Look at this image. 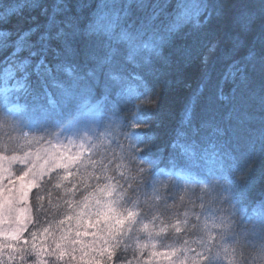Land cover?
<instances>
[{
	"label": "snow or ice",
	"instance_id": "6c2138e0",
	"mask_svg": "<svg viewBox=\"0 0 264 264\" xmlns=\"http://www.w3.org/2000/svg\"><path fill=\"white\" fill-rule=\"evenodd\" d=\"M168 6L152 0H119V3L117 0H101L93 17L84 20L72 14L74 5L71 0H52L49 6H42L39 0H22V3L0 13V23H6L22 8H40V15L44 17L42 24L36 23L33 17V26L15 33L0 31V53L7 52L5 59L9 65L0 76V91L5 93L6 99L13 90H22L36 99L46 96L50 107L41 105V116L32 121V125L37 131L49 135H64L68 145L75 144L73 137L79 139L78 151L71 154L66 147L62 150L59 143L50 141L49 147L38 149L34 154L26 153L23 157H6L0 152V162L7 159L9 165L15 161L26 165L13 176L10 167L0 163V260L7 252L9 264H15L17 260L20 264H50L52 259L62 264L65 258L67 264H117L121 248L125 253L129 250L132 253V259L126 264H161V261L166 264H244L245 255L255 252L264 258V215L258 219L250 218L242 232L232 231L233 217L237 212L244 216L243 205L256 161L264 156V0H177L175 15L165 21L161 16ZM75 7L78 12L79 6ZM133 10L146 14L132 19ZM102 20L106 23H101ZM122 22L127 26L121 27ZM188 25L195 29L191 35L203 38L207 52L201 57L202 80L185 109V122H191L193 107L211 79V54L218 51L222 41L227 55L247 48L243 61L236 60L233 55L230 65L233 70L227 75L236 83L231 97L234 104L239 101L241 92L249 99L259 98V149L255 139L241 137L236 131L231 140H226L228 129L223 122L213 118L208 124L213 137L209 144L211 156H198L194 147L186 149L185 154L192 162L204 161L206 172L202 181L209 186L223 187L229 194L225 199L230 210L211 224L205 220L202 226L193 225L204 233L193 242L198 248H191L185 239L179 247L168 245L165 250H160L157 238L166 235L169 229L177 234L184 231L189 212L183 213V221L176 219L167 223L162 218L164 212L159 207L160 202L163 201L165 210L174 208L175 204L169 205L166 196L160 194L168 185L161 183L158 186L152 178L156 161L146 158V154L139 155L153 139L148 126L154 121L151 109L161 88L159 84L149 87L144 73L152 71V60L145 57L141 63L137 53L143 50L168 62L162 46L165 43L174 45L182 35L189 36L184 32ZM213 25L222 31L212 32ZM122 45L127 47L124 63L141 71L125 72L121 62ZM192 58V47L177 50L178 63H190ZM81 65L86 71L81 70ZM10 80H15L12 89L8 87ZM101 81L105 99L114 98L117 108L121 104L130 105L132 115L109 121L106 131L95 139L81 137L80 131L100 112L99 103L87 104L82 99L100 88ZM131 82H135V88ZM50 87L59 89V107L52 99ZM217 98L229 100L222 91L217 93ZM73 106L75 114L67 120L61 119L65 109ZM113 115L116 116L115 111ZM250 119L245 114L243 119H237L236 127H243ZM4 123L5 118L0 116V129ZM9 126L16 130L14 123ZM22 138L28 143L45 139L44 136L29 139L27 133ZM8 139L11 141L15 137L9 134ZM112 142L119 148L121 159L126 158L134 165V174H131L132 168L118 163L115 171L124 180L121 183L115 176L106 175L107 165L102 164L104 174L94 178L106 182L92 186L81 178L87 194L80 192V198H77L79 186L75 182L64 185V181L73 175L70 167L81 160L85 151L92 152ZM8 146L0 141V148L6 150ZM204 151L207 153L208 148ZM32 156L35 159L29 161ZM58 169L64 170L62 175ZM49 185L63 192L59 201L54 202ZM145 186L151 187L152 195L145 196L141 207L140 192ZM33 188L37 189L33 194L36 221H39V213L47 215L62 205L67 209L63 218L54 217L55 223L49 221L47 226L29 230L27 205ZM180 200L183 201L184 197L181 196ZM203 206L201 203L200 207ZM195 219L200 221V216L196 215ZM5 222L14 226L5 228ZM88 225L94 231L91 239L85 240L84 237L89 235ZM134 231L144 233L146 238L142 240L138 234L133 235ZM190 252L195 255L189 256Z\"/></svg>",
	"mask_w": 264,
	"mask_h": 264
},
{
	"label": "trees",
	"instance_id": "16d2710c",
	"mask_svg": "<svg viewBox=\"0 0 264 264\" xmlns=\"http://www.w3.org/2000/svg\"><path fill=\"white\" fill-rule=\"evenodd\" d=\"M74 5L72 14L79 15L84 20L92 18L97 12L96 5L101 0H71ZM154 3H167L169 6L165 9V13H162L161 18L167 21L175 15V4L177 0H152ZM22 3V0H0V13L8 7L15 6ZM42 6H49L52 0H39ZM119 3V0H117ZM79 6V11H76V7ZM148 11H151L150 9ZM40 8H22L19 13L12 18L8 19L6 23H0V31L17 32L23 29H27L33 26L32 18L35 17L36 23H43L44 17L40 15ZM146 13L143 11L133 10L132 19H139ZM101 23H106L102 20ZM127 25L123 22L121 27ZM212 32L220 33L222 31L216 25H213L210 29ZM119 31V29H117ZM195 31L192 25H188L184 32L189 36H181L174 45L165 43L163 48V54L167 58L168 62L156 57L153 53H149L141 50L137 53V59L142 63L145 57H150L152 60V71L150 73H144L149 87L154 88L157 84L160 85L161 91L156 103L151 109L154 121L148 126L149 134L153 137L149 147L139 155L146 154L147 158L156 161L157 167L151 171L152 178L157 181V185L163 183L167 184V189H161L160 194L166 196L167 203L169 205L175 204L174 208H163V201L160 202L159 207L164 212L163 219L167 223L175 222L176 219L183 221L185 219L183 213L189 212L188 224L184 226V231L177 234L169 229L168 233L164 236L158 237V246L160 250H165L168 245H174L179 247L183 244V241L187 239L191 248H198V244L193 243L204 235L203 231L199 228L193 227V225H203L205 220L211 224L221 215H227L230 210V206L226 201V197L229 195L223 190V187L209 186L202 181V176L206 172V165L202 159H197L192 162L185 154L186 149L195 148L198 156L205 158L211 156V149L209 144L212 137L211 127L208 126L215 121L223 122L228 129L229 138L232 137L233 132L244 129L250 139H255L257 142V149H259V128L261 118V106L259 98L249 99L244 93H239V101L233 103L231 97L233 95V88L236 87V83L231 76H228L233 69L230 67L232 64L233 55L236 60L243 61V57L247 55V48H242L239 53L227 55L224 49L223 41L221 47L215 54L210 56V68L211 79L204 91L201 94L200 100L193 107L192 118L190 123L185 122V109L191 103L192 95L195 92L197 86L202 80L201 71V57L207 52V45L203 42L202 37L191 35ZM161 34H163V27L161 26ZM184 46H190L193 48V58L190 63L182 64L176 61L177 50ZM251 46V45H249ZM122 55L121 62L124 64L126 73H134L141 71L140 68H136L132 64L124 63L123 56L127 54V47L121 46ZM10 51V49H9ZM7 52L0 53V76L3 75L4 69L9 65L6 63L5 57ZM81 70L86 71L81 65ZM227 76V78H226ZM2 83V81H0ZM15 80H10L8 87L13 88ZM103 81H101V86ZM133 88L136 87L135 82H131ZM52 99L56 101L57 106H60L59 89L50 87L49 89ZM229 100H219L217 93L221 92ZM114 98L105 99V93L103 87L95 89L90 96L85 95L82 99L83 103L95 104L103 101L102 117L105 123L108 125L109 121L116 120L118 117L123 120L132 115L130 105L121 104L117 108L113 103ZM50 107L48 105V98L42 97L40 99L34 98L33 95L25 93L24 91H10L5 98V93L0 91V116L5 118L3 129H0V141L7 143L8 148H0V152L6 157L12 155L24 156L26 153H32L37 151L45 144L51 142L55 135H49L47 133L37 131L32 125V121L35 120L37 115H41L40 106ZM18 109L17 111H13ZM239 109V111H237ZM67 110V109H65ZM116 112V116L113 112ZM11 113V115H9ZM251 117L250 120H246L245 124L241 128L236 127L237 119H243L244 115ZM14 123L16 130L13 131L9 126ZM24 133H27L29 139L32 137L44 136L45 139L39 142L32 141L28 143L23 139ZM15 137L13 140L8 139V135ZM208 148L206 153L204 150ZM110 158V162H109ZM102 161V163H101ZM126 165L128 168H132L131 174H134V165L129 164V161L124 158L121 159V153L115 142L111 144L105 143L102 148L87 151L81 161L72 167L70 171L73 173L69 177L68 181H64V185L68 186L72 182H75L79 186V192L77 198H80V192L87 194V190L81 185V178L85 179V182L89 185L95 186L96 184L105 183L103 179L97 181L95 176H102V164L107 165L106 175L115 176L121 183L124 180L120 178L118 172L115 171L117 164ZM121 170L127 171V168ZM61 175L64 170L58 171ZM200 173V175H197ZM264 156L258 157L255 167L251 173V179L247 188V198L243 205L244 213L243 217L237 212L233 217V233L242 232L245 225L249 224V219H258L261 215H264ZM55 175V174H54ZM47 179V178H46ZM226 187V185L224 186ZM49 190L52 191L53 200L59 201L63 196L61 190H56L49 185ZM37 189H34L30 194L29 204L31 209V223L28 226L29 230H36L41 225L47 226V222L52 221L55 223L54 217L59 219L63 218L64 212L67 210L66 206L62 205L60 209H53L47 215L43 212L39 213V221H36L37 212L33 205L35 204L34 193ZM151 197V187L145 186L141 189V207H143V200L145 196ZM183 196L184 200L181 201L180 197ZM151 203H155L150 201ZM194 202V203H193ZM201 203L204 205L200 207ZM196 215L200 216V221L195 219ZM147 222V221H145ZM67 227V225H64ZM89 227V235L84 237L85 240L91 239V232L94 229ZM215 231V230H214ZM58 234V233H57ZM139 235L143 240L146 238L144 233H133V235ZM27 235V233H25ZM132 243V241H128ZM259 242H257V245ZM251 248V245L249 246ZM189 256L195 255V253H188ZM119 260L117 264H126L128 259H132L131 250L124 252L121 248L118 252ZM0 264H9L7 259V252L4 253L3 259L0 260ZM15 264H20L19 260ZM50 264H58L57 261L52 259ZM62 264H67V258ZM161 264H166V261H161ZM244 264H264V258H262L258 252L245 255Z\"/></svg>",
	"mask_w": 264,
	"mask_h": 264
},
{
	"label": "rangeland",
	"instance_id": "374dc122",
	"mask_svg": "<svg viewBox=\"0 0 264 264\" xmlns=\"http://www.w3.org/2000/svg\"><path fill=\"white\" fill-rule=\"evenodd\" d=\"M98 103H99V105H100V112H99L98 115L102 117V110H103V103H104V102H103V101H100V102H98ZM87 104H90V103H87ZM95 104H96V103H95ZM73 139L75 140V144H74V145H68V141H67V139L65 138L64 135H61V136H59V137H56V136H55L54 139L51 141V143H53V144L59 143V144L62 146V150H63V148L66 147V148L68 149L69 154H71V153H75V152L78 151V144H79V139H78V138L73 137ZM93 139H95V138H93ZM45 147H49V143L45 144L44 146H42V147L39 148V149H43V148H45ZM36 152H37V151L32 152V153L34 154V153H36ZM86 152H87V151L84 152V155L86 154ZM84 155H83V156H84ZM83 156L81 157V159L83 158ZM18 157H23V156H18ZM34 159H35V157L32 156V157L29 158V161L34 160ZM80 161H81V160H80ZM80 161H79V162H80ZM42 162H43V161H38L37 163H42ZM79 162H78V163H79ZM0 163H2L3 166L6 167V168L10 167V171H11V174H12L13 176H15L21 168H25V167H26L25 164H22V163H20L19 161L12 162L11 165H9V161H8L7 159H5L4 161H2V162H0ZM78 163H76L75 165H77ZM71 167H72V166H71ZM61 170H63V169H58L57 171H61ZM3 183H4V184H7V181H4ZM34 189H35V188H33V189L30 190V194H31V192H32ZM29 199H30V196H29ZM29 203H30V202H29ZM29 203H28V205H27V207L29 208V212L27 213V217L30 218V219H29V222H28V226L30 225V223H31V219H32V217H31V209H30V204H29ZM12 226H14V225H12L10 222H5V224L3 225V227H5V228L12 227Z\"/></svg>",
	"mask_w": 264,
	"mask_h": 264
},
{
	"label": "clouds",
	"instance_id": "9594fccd",
	"mask_svg": "<svg viewBox=\"0 0 264 264\" xmlns=\"http://www.w3.org/2000/svg\"><path fill=\"white\" fill-rule=\"evenodd\" d=\"M101 87H103V85ZM74 114H75V106L70 107L67 110H65L61 119L67 120ZM40 116L41 115H37L35 117V120L39 119ZM106 127H107V124L105 123L104 118L98 115L90 124H88L87 127H85L84 129L80 131L79 135L81 137L87 136L88 138L93 139V138H96L97 136L102 135L106 131ZM237 134L241 137L249 138L248 134L246 133L244 129H241L240 131H238ZM225 139L231 140L232 137L229 138V136H226Z\"/></svg>",
	"mask_w": 264,
	"mask_h": 264
}]
</instances>
